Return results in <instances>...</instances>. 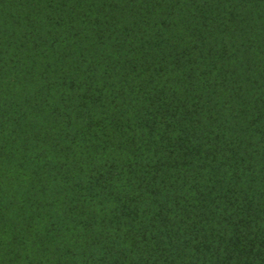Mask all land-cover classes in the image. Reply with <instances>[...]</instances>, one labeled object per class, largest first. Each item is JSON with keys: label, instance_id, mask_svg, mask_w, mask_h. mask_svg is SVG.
Returning a JSON list of instances; mask_svg holds the SVG:
<instances>
[{"label": "trees", "instance_id": "trees-1", "mask_svg": "<svg viewBox=\"0 0 264 264\" xmlns=\"http://www.w3.org/2000/svg\"><path fill=\"white\" fill-rule=\"evenodd\" d=\"M0 264H264V0H0Z\"/></svg>", "mask_w": 264, "mask_h": 264}]
</instances>
